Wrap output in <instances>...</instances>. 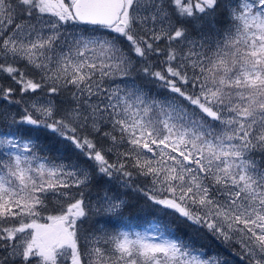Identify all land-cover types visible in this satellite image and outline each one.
Masks as SVG:
<instances>
[{
	"label": "snow or ice",
	"instance_id": "1",
	"mask_svg": "<svg viewBox=\"0 0 264 264\" xmlns=\"http://www.w3.org/2000/svg\"><path fill=\"white\" fill-rule=\"evenodd\" d=\"M0 80V264H264V0H0Z\"/></svg>",
	"mask_w": 264,
	"mask_h": 264
},
{
	"label": "trees",
	"instance_id": "2",
	"mask_svg": "<svg viewBox=\"0 0 264 264\" xmlns=\"http://www.w3.org/2000/svg\"><path fill=\"white\" fill-rule=\"evenodd\" d=\"M0 83L8 84L10 82L7 80H0ZM152 92L153 94L160 93L162 96L166 94L158 86L153 87ZM8 107L13 112H15L18 106L10 105ZM0 127H2V125H0ZM56 147H60V146L57 145ZM39 154L47 155L50 159H58L59 157H61V153H58L55 148H52L51 150L46 149ZM70 156H71L70 152L67 151L63 152L64 159L67 160L68 158H70ZM121 191L126 192V195H124V199L128 201L129 206L123 211L122 222L119 224V228H122L125 225L136 226V227L146 226L154 215H158L153 211L151 207L145 204L143 197L140 196L139 194L124 189H122ZM53 207L54 205L52 204V202H49L48 210L42 212L41 215L55 214L53 211ZM91 219L92 221H95L97 217L93 216ZM110 230L112 229L110 228ZM203 243L207 248L209 254L221 252L229 260V264H244V262L240 259V257L237 256L234 252L225 251L215 242L205 240L203 241Z\"/></svg>",
	"mask_w": 264,
	"mask_h": 264
},
{
	"label": "rangeland",
	"instance_id": "3",
	"mask_svg": "<svg viewBox=\"0 0 264 264\" xmlns=\"http://www.w3.org/2000/svg\"><path fill=\"white\" fill-rule=\"evenodd\" d=\"M60 158V157H59ZM50 215V214H47V215H41V217L39 218V222L40 223H46V222H49L46 220V217ZM148 224L146 226H142V227H136V226H128V225H125L123 226L122 228H120V230H126V231H145L146 228H147Z\"/></svg>",
	"mask_w": 264,
	"mask_h": 264
}]
</instances>
